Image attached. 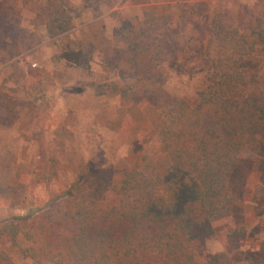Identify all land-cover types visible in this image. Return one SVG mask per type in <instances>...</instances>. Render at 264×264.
Returning a JSON list of instances; mask_svg holds the SVG:
<instances>
[{"label":"rangeland","instance_id":"1","mask_svg":"<svg viewBox=\"0 0 264 264\" xmlns=\"http://www.w3.org/2000/svg\"><path fill=\"white\" fill-rule=\"evenodd\" d=\"M259 1L264 4V0L14 1L19 16L14 21L21 28L18 53L7 29L13 19L0 16V264H53L58 252L82 260L94 244L80 240L78 246L70 238L76 225L61 210L48 211L47 203L60 202L80 174L100 180L98 198L110 181L112 197L126 169L164 170L169 163L158 135L159 112L141 98L146 86L142 79L149 74L144 76L142 64L135 66L126 41L114 34L116 20H131L139 27L145 12L173 16V26L185 34L186 51L157 69L167 91L189 97L208 74L204 48L212 13L229 8L234 16L241 15ZM3 5L9 8L11 1ZM57 13L69 17L71 26L50 34L46 22ZM80 48L90 50L88 61L72 53ZM246 69L248 79L258 75L264 86V48L248 57ZM112 81L130 86L128 96L106 86ZM258 164L252 151L240 152L237 179L244 188L245 238L230 242L229 234L240 222H226L198 244L193 264H208L215 254L219 264H260L262 257L264 264V211L258 214L253 203ZM248 250L257 253L253 260L246 258Z\"/></svg>","mask_w":264,"mask_h":264},{"label":"trees","instance_id":"2","mask_svg":"<svg viewBox=\"0 0 264 264\" xmlns=\"http://www.w3.org/2000/svg\"><path fill=\"white\" fill-rule=\"evenodd\" d=\"M4 1L0 0V16L9 14L13 19L7 29L18 53L21 28L14 21L18 10L13 8L15 0H10L9 8ZM263 20L261 1L237 16L229 8L212 13L204 48L208 74L189 97L167 91L157 69L186 51L185 34L173 26V16L145 12L139 27L131 20H116L114 34L126 41L135 66L142 64L144 76L149 74L142 79L146 86L141 98L159 112L158 135L169 163L164 170L126 169L112 197L110 181L99 190L98 198L100 180L80 174L64 198L48 202L47 207L61 210L76 225L70 238L78 246L82 240L95 249L82 260L58 252L60 257H53V264H147L152 260L193 264L198 244L229 221L240 222L229 234L230 242L245 238L244 188L237 179L242 150L252 151L258 160L259 185L253 203L258 214L264 211V86L258 75L248 79L246 69L248 57L264 48ZM70 26V18L62 13L46 22L50 34ZM89 52L80 48L72 53L88 61ZM106 86L122 97L130 89L114 81ZM244 254L250 261L257 253ZM208 264H219L218 256H211Z\"/></svg>","mask_w":264,"mask_h":264}]
</instances>
